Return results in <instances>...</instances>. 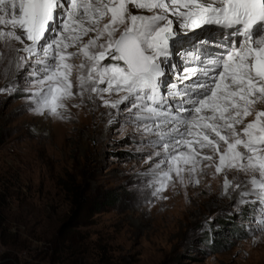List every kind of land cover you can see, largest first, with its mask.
<instances>
[{
	"label": "rangeland",
	"instance_id": "rangeland-1",
	"mask_svg": "<svg viewBox=\"0 0 264 264\" xmlns=\"http://www.w3.org/2000/svg\"><path fill=\"white\" fill-rule=\"evenodd\" d=\"M200 31L174 49L176 71L196 37L221 50ZM21 56L0 42V264H264V202L241 196L251 191L247 175L229 172L241 187L225 190L209 168L199 183L185 175L153 195L151 169L163 157L148 160L159 149L127 114L131 104L106 107L86 94L65 101L63 118L39 115L32 65L17 67Z\"/></svg>",
	"mask_w": 264,
	"mask_h": 264
},
{
	"label": "snow or ice",
	"instance_id": "snow-or-ice-1",
	"mask_svg": "<svg viewBox=\"0 0 264 264\" xmlns=\"http://www.w3.org/2000/svg\"><path fill=\"white\" fill-rule=\"evenodd\" d=\"M213 26L229 30L219 53L196 37L176 71L182 38ZM0 42L24 53L17 67L31 63L39 115L63 118L65 101L86 94L106 107L131 104L127 114L159 149L148 160L163 157L151 169L153 195L214 168L225 190L241 187L229 172L247 175L251 191L241 196L264 202V0H0ZM75 57L79 65L69 63Z\"/></svg>",
	"mask_w": 264,
	"mask_h": 264
},
{
	"label": "bare ground",
	"instance_id": "bare-ground-1",
	"mask_svg": "<svg viewBox=\"0 0 264 264\" xmlns=\"http://www.w3.org/2000/svg\"><path fill=\"white\" fill-rule=\"evenodd\" d=\"M129 10L130 11H133L134 14L139 13V11L131 8V6H130V9ZM170 18H173V17H170ZM200 32L202 34H205L206 36L209 35V37H215V38H217L215 45H218L219 44V46H221L222 42H226L228 40V39L222 37L223 29L220 28V27H218V26H213L212 28L206 27V28L202 29ZM253 118L254 117H251L250 116V117H248V120H252Z\"/></svg>",
	"mask_w": 264,
	"mask_h": 264
},
{
	"label": "trees",
	"instance_id": "trees-1",
	"mask_svg": "<svg viewBox=\"0 0 264 264\" xmlns=\"http://www.w3.org/2000/svg\"><path fill=\"white\" fill-rule=\"evenodd\" d=\"M82 207H84V204H82ZM97 208H98V206H97ZM81 210V209H80Z\"/></svg>",
	"mask_w": 264,
	"mask_h": 264
}]
</instances>
